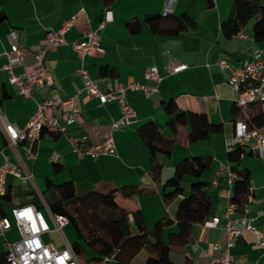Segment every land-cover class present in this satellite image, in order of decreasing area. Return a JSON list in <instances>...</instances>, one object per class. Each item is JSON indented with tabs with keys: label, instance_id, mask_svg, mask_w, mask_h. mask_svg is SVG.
<instances>
[{
	"label": "crops",
	"instance_id": "0c3cea01",
	"mask_svg": "<svg viewBox=\"0 0 264 264\" xmlns=\"http://www.w3.org/2000/svg\"><path fill=\"white\" fill-rule=\"evenodd\" d=\"M232 1L176 0L173 14H190L197 27L171 37L153 33L144 22L146 14L162 11L164 0H114L109 6L102 0H0V16H3L0 20V50L9 49L7 34L13 31L18 45L26 50L27 62H31L36 49L44 48L47 30H57L70 17L76 16V22L65 32L66 43L48 45L44 49L43 64L54 78L50 92L38 90L31 98L19 96L7 83V74L0 73V111L17 125L26 124L37 103L47 94L65 99L83 87V80L77 73L81 62L72 43L83 41L89 31H97L102 52L86 57L83 67L102 91H107L109 86L132 82L156 86V91L149 95L143 90L125 91L126 101L135 115L127 126L112 132L116 155L102 154L92 158L74 151L72 138L85 135L88 145H97L110 132V124L121 116L117 100L100 104L96 97L85 92L78 98L81 114L77 122L68 127L64 135L45 130L34 148V158L27 157L22 143H18L15 150L9 147L0 130V163L5 158L13 164L21 162L33 180V183H22L11 175L6 176V194L0 196V214L11 218L13 207L37 205L35 196L39 199L42 194L53 201L56 197L53 186L70 182L77 196L98 192L107 205L128 211L131 224V213H139L143 227L151 230L159 220L173 219L181 203L179 195L168 201L163 197L164 183L175 167L184 159L209 157V169L201 180L210 184L209 192L215 200L213 216L220 217L219 225L193 224L190 239L183 245L172 246L168 255L174 264H210L221 253V250L212 249V245L226 244L222 230L226 222L223 212L232 188L225 140L233 133L232 109L237 97L218 63L226 60L236 65L256 47L264 46V43L253 41L251 25L246 26L243 37L224 36L220 25L228 16ZM134 18L141 23L135 33L126 27V22ZM3 61L4 58H0V64ZM183 63L188 66L185 70L175 74L170 72L172 66ZM150 67H156L162 77L158 84L144 78L145 70ZM14 71L20 73L22 67ZM170 100L178 111L204 114L210 123L222 124V131L211 133L209 139L201 143L188 142L189 125L178 126L174 135L167 125L170 116L162 107ZM147 122L154 124L163 137L173 138L169 155L156 152L151 159L137 133L138 127ZM252 126L264 127V115L255 117ZM153 162L160 166L157 179L150 175ZM240 167L250 172L248 202L241 214L258 229H264V159L252 152L242 157ZM193 179L186 176L182 182L183 193L180 195L184 198ZM47 182L52 187H48ZM132 187L138 189V193H123ZM241 214L235 212L231 218ZM177 231L176 224L165 227L162 240L167 241L168 235ZM46 236L44 240H47ZM18 239L14 225L0 236L1 264H4L6 243ZM230 253L234 264H264V247L259 246L250 233H244L230 248ZM149 255L148 250L142 249L129 264H146Z\"/></svg>",
	"mask_w": 264,
	"mask_h": 264
},
{
	"label": "built area",
	"instance_id": "2783aa9c",
	"mask_svg": "<svg viewBox=\"0 0 264 264\" xmlns=\"http://www.w3.org/2000/svg\"><path fill=\"white\" fill-rule=\"evenodd\" d=\"M175 1L164 0L161 13L163 15L172 14ZM75 22L76 16H72L57 30H47L43 41L44 48L36 49L32 53L31 62H27L26 50L18 45L14 32L10 31L7 34L9 49L0 50V58H4L0 64V73L5 72L7 74V83L15 88L19 96L31 98L38 90L50 92L54 78L43 64L44 49L48 45L60 46L65 44V32ZM236 36L243 37V31ZM72 47L77 52L81 62L77 73L83 80L82 88L77 89L65 99L47 94L37 103L35 112L24 126L17 125L8 118L5 112L0 111V130L6 144L12 149L18 143L24 144L28 158H34V148L44 135L45 130L64 135L68 127L77 122L81 114L78 98L82 92L96 97L100 104L117 100L121 116L110 124V132L97 145H88L85 135L72 138L70 141L74 151L78 155H88L92 158L102 154L116 155L112 132L127 126L135 115L133 108L126 101L125 91L143 90L147 95L156 91V86H146L138 82L116 87L109 86L107 91H102L99 88L96 80L91 78L83 67L86 57L96 56L102 52L100 38L96 30L87 32L85 39L81 42H73ZM218 65L225 74L226 82L237 93L236 106L241 107L249 102H259L264 108V46L256 47L247 58L236 65H232L226 60H220ZM17 67H22L20 73H15L14 70ZM187 67V64H178L172 66L170 72L175 74ZM144 78L154 81L156 84L162 79L156 67L147 68L144 72ZM237 145H245L259 158L264 159V127L249 128L246 121L237 120L234 122L232 135L225 140L226 152ZM228 171L229 184L232 185L236 175L229 167ZM7 175H11L22 183H33L32 174L21 162L17 165L5 158L0 163V196L6 194L5 179ZM230 194L228 192L223 212L226 222L222 230L226 236V244L224 246L212 245V249L221 250V253L214 257L210 264H234V257L230 253V248L244 233L252 234L256 243L264 247V229H258L243 214L231 218L236 211L235 205L229 201ZM179 197L184 198L182 195ZM39 201V206L24 204L13 207L10 212L11 218L0 214V236H4L13 225L19 234L18 240L6 243V262L8 264H80L71 244L62 233V229L68 225V218L62 214H53L42 196L39 197ZM219 222V216H212L203 225L217 227ZM51 231L60 235L63 242L61 247L44 240V236ZM106 260H110V258H104V261Z\"/></svg>",
	"mask_w": 264,
	"mask_h": 264
},
{
	"label": "trees",
	"instance_id": "16d2710c",
	"mask_svg": "<svg viewBox=\"0 0 264 264\" xmlns=\"http://www.w3.org/2000/svg\"><path fill=\"white\" fill-rule=\"evenodd\" d=\"M211 1V0H210ZM104 5H111L114 0H102ZM3 16H0V20ZM144 22L149 29L159 35L180 36L186 31L197 27L194 18L183 12L179 16L173 13L163 15L161 12L149 13L144 16ZM252 22L251 34L256 43H264V0H233L228 16L221 22V30L226 38H232L244 31ZM126 27L133 33L137 32L141 23L137 18L126 22ZM107 76V72L103 73ZM164 111L170 116L167 125L173 134L178 126L189 125L188 142L201 143L209 139L211 133L221 132L222 124H212L204 114L178 111L172 100L164 102ZM233 121L244 120L249 128H253L252 120L264 115V108L259 102H249L241 107L233 106ZM137 133L150 152L151 159L156 152L170 154L173 138L163 137L151 122L142 124ZM253 151L245 145H237L227 151L229 168L235 173L231 185L229 201L235 205V211L243 213L250 192V172L241 168V160ZM209 157H193L179 163L170 178L164 183L163 197L166 201L183 193L182 182L186 176H191L190 189L178 205L173 219L165 217L159 220L151 230H146L139 213H130L119 206H109L104 202L102 194L94 191L77 196L70 182L53 186L56 197L53 201L42 194V198L53 214H62L69 220L75 233V241L71 244L73 252L85 255L86 263L93 264H129L131 259L142 249L149 252L146 264H174L169 259L172 246L183 245L190 239V229L193 224H203L214 215L215 200L209 192L210 184L201 180L209 169ZM160 166L153 162L150 169L152 178L157 179ZM48 187H52L47 182ZM125 195L138 193L136 188L123 191ZM5 196V195H3ZM39 206L40 201L35 196ZM176 224L178 231L170 233L168 240L161 238L165 227ZM104 258L110 260L104 261ZM6 262V252L3 255ZM1 264V263H0Z\"/></svg>",
	"mask_w": 264,
	"mask_h": 264
},
{
	"label": "rangeland",
	"instance_id": "374dc122",
	"mask_svg": "<svg viewBox=\"0 0 264 264\" xmlns=\"http://www.w3.org/2000/svg\"><path fill=\"white\" fill-rule=\"evenodd\" d=\"M249 25H252V22L248 23V26ZM62 233L64 234L65 238L70 244H72L75 241V237H74L75 233L71 225L69 224L66 225L65 228L62 229ZM45 239H47L45 241L52 242L57 247H61L63 243L60 235L55 231L48 232ZM77 258L80 264H93V263H86V258L85 255L83 254L78 255Z\"/></svg>",
	"mask_w": 264,
	"mask_h": 264
}]
</instances>
